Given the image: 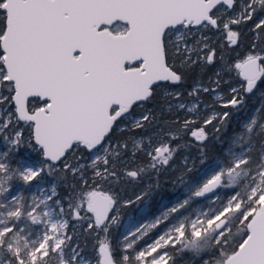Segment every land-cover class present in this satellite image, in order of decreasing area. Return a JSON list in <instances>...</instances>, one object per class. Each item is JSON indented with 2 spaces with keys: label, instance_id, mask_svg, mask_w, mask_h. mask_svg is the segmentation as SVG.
<instances>
[{
  "label": "snow or ice",
  "instance_id": "1",
  "mask_svg": "<svg viewBox=\"0 0 264 264\" xmlns=\"http://www.w3.org/2000/svg\"><path fill=\"white\" fill-rule=\"evenodd\" d=\"M259 92L264 0H0V264H264Z\"/></svg>",
  "mask_w": 264,
  "mask_h": 264
},
{
  "label": "trees",
  "instance_id": "2",
  "mask_svg": "<svg viewBox=\"0 0 264 264\" xmlns=\"http://www.w3.org/2000/svg\"><path fill=\"white\" fill-rule=\"evenodd\" d=\"M217 42L224 45L225 48L228 46V42L226 41H222L221 39H217ZM252 42L251 40V35L250 33L246 34L244 39H243V43L241 44L240 48L238 49V53L240 55H242L248 48V45ZM236 56H237V53H232V59H236ZM235 82V81H233ZM223 87H227V85L225 84ZM223 93V92H222ZM223 95H226V93H223ZM264 96V92H259V93H256L252 96H250L248 98V101H247V112H248V115L251 116L253 115V109H255L257 107L258 104H261V97ZM262 107H264V104H261ZM238 115H241L242 118L246 119L245 118V114L242 112ZM238 115H234L232 118H231V123L228 125V127L225 129V130H222L220 133H215L214 135L216 136H219L220 139L222 141H227L228 137L232 135V133L237 130V129H240L241 128V121H243V119H239L237 121V117ZM209 128H211V126H209ZM219 150V144L217 141L213 140L209 143L208 145V154L210 156L214 155L217 151ZM191 152L192 154L194 155L195 154V148H192L191 149ZM164 181H167L168 180V177H163L162 178ZM126 190H125V194H126V199H134L135 198V195L140 191V186L139 185H128L125 187ZM121 194V193H120ZM137 213V208L136 206L134 205L133 207L131 208H125L122 212V217L124 219V222L126 221V219L128 218L129 215H132V214H136ZM124 225V224H123ZM123 225L120 227L119 231L114 233L115 236H118V237H122L123 236V233H122V228H123Z\"/></svg>",
  "mask_w": 264,
  "mask_h": 264
},
{
  "label": "rangeland",
  "instance_id": "3",
  "mask_svg": "<svg viewBox=\"0 0 264 264\" xmlns=\"http://www.w3.org/2000/svg\"><path fill=\"white\" fill-rule=\"evenodd\" d=\"M217 39H221L222 41H226V42H227V39L224 38V37H218ZM218 95H223V93L221 92V93H219ZM239 119H243V120H245L244 118H242L241 115H238V117H237V121H238ZM155 199H156V200H159V196H157ZM165 203H170V201H167V200H166ZM141 206H143V205H141ZM133 217H135V220H136V221H139V220H142V219H143V220H147V219H148L147 217L143 216L142 214H138V212H137L136 214L129 215L128 218L126 219V221L124 222V225H123V228H122V233H123V235L127 232V224H128L129 219H131V218H133Z\"/></svg>",
  "mask_w": 264,
  "mask_h": 264
},
{
  "label": "flooded vegetation",
  "instance_id": "4",
  "mask_svg": "<svg viewBox=\"0 0 264 264\" xmlns=\"http://www.w3.org/2000/svg\"><path fill=\"white\" fill-rule=\"evenodd\" d=\"M125 190H126V188L121 189V196H122L124 199H126V198H125V197H126Z\"/></svg>",
  "mask_w": 264,
  "mask_h": 264
}]
</instances>
